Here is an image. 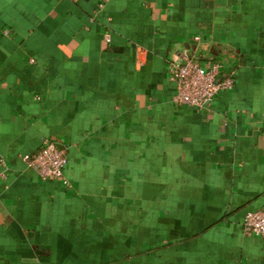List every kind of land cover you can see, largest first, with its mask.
I'll return each mask as SVG.
<instances>
[{
  "label": "crops",
  "instance_id": "crops-1",
  "mask_svg": "<svg viewBox=\"0 0 264 264\" xmlns=\"http://www.w3.org/2000/svg\"><path fill=\"white\" fill-rule=\"evenodd\" d=\"M101 1L0 0V264H264V0ZM180 48L234 74L209 110ZM44 140L70 187L21 160Z\"/></svg>",
  "mask_w": 264,
  "mask_h": 264
},
{
  "label": "built area",
  "instance_id": "built-area-1",
  "mask_svg": "<svg viewBox=\"0 0 264 264\" xmlns=\"http://www.w3.org/2000/svg\"><path fill=\"white\" fill-rule=\"evenodd\" d=\"M109 0H102L103 8ZM195 42L202 44L196 37ZM110 42V38H107ZM225 64L221 60L207 63L205 57L197 50L180 48L167 64L169 80L175 87L173 103L176 108L209 110L223 92L235 87L234 74L224 76ZM21 160L36 170L44 183L59 182L63 187H70L66 176L69 165L68 148H60L51 140H44L38 151L21 156ZM9 171L5 159L0 158V178L5 180ZM247 236L264 237V211L248 213L241 226Z\"/></svg>",
  "mask_w": 264,
  "mask_h": 264
}]
</instances>
